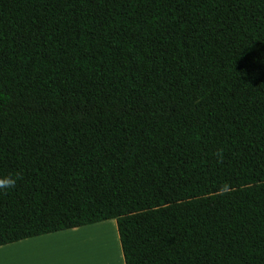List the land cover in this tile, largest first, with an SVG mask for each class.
<instances>
[{
    "label": "trees",
    "instance_id": "16d2710c",
    "mask_svg": "<svg viewBox=\"0 0 264 264\" xmlns=\"http://www.w3.org/2000/svg\"><path fill=\"white\" fill-rule=\"evenodd\" d=\"M0 246L116 220L125 264H264V0H0Z\"/></svg>",
    "mask_w": 264,
    "mask_h": 264
},
{
    "label": "rangeland",
    "instance_id": "374dc122",
    "mask_svg": "<svg viewBox=\"0 0 264 264\" xmlns=\"http://www.w3.org/2000/svg\"><path fill=\"white\" fill-rule=\"evenodd\" d=\"M49 239L60 242L57 250L63 257L59 264H105L106 258L114 264H125L116 220L96 223L78 232L63 231Z\"/></svg>",
    "mask_w": 264,
    "mask_h": 264
},
{
    "label": "crops",
    "instance_id": "0c3cea01",
    "mask_svg": "<svg viewBox=\"0 0 264 264\" xmlns=\"http://www.w3.org/2000/svg\"><path fill=\"white\" fill-rule=\"evenodd\" d=\"M89 226L90 225L69 229V231L78 232L82 228ZM64 231H68V230H64ZM62 232L63 231L45 234V235L25 239L16 243L0 246V252H2L0 253V264H59L60 262L59 258L63 257V253L57 250V247L60 244V242L49 239V237L58 236V234H61ZM87 235H91V234H87ZM82 241L83 240H81V242ZM118 260H119V256H118ZM105 264H114V263L112 260L106 258Z\"/></svg>",
    "mask_w": 264,
    "mask_h": 264
},
{
    "label": "clouds",
    "instance_id": "9594fccd",
    "mask_svg": "<svg viewBox=\"0 0 264 264\" xmlns=\"http://www.w3.org/2000/svg\"><path fill=\"white\" fill-rule=\"evenodd\" d=\"M17 178L5 176L0 178V191H6L15 187Z\"/></svg>",
    "mask_w": 264,
    "mask_h": 264
}]
</instances>
